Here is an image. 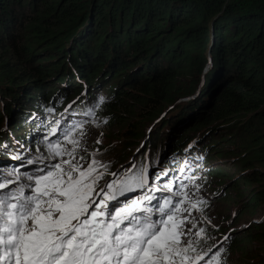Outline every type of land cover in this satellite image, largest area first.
Here are the masks:
<instances>
[{
    "label": "trees",
    "instance_id": "16d2710c",
    "mask_svg": "<svg viewBox=\"0 0 264 264\" xmlns=\"http://www.w3.org/2000/svg\"><path fill=\"white\" fill-rule=\"evenodd\" d=\"M207 51L219 60V68L220 60L227 68L223 75L218 72L202 83L207 88L215 83V87L222 85L225 89L213 109L209 106L215 101L217 89L208 105L199 108L202 112L189 120L182 119L181 126L207 117L202 130L230 129L233 120L248 116L247 122L255 123L251 127L255 131L244 139L248 143L236 146L243 148L241 151L229 153L238 159L236 171L240 177L235 180L257 185L255 198L264 200V173L252 171L256 165L264 167V0H0V142L8 149L12 145L4 143L5 136L23 138L25 142L20 134L29 129L32 137L43 136L51 123L38 119L34 115L38 111L51 118L59 108L61 114L68 111L65 127L71 116L90 109L95 95L92 89L113 93L96 110L95 119L107 117L103 113L127 109L123 94L133 91L137 98L141 90L150 95L153 106H159L156 118L163 113V104L183 90L178 82H171V77L185 67L191 77L201 74ZM139 64L148 70L142 67L123 73ZM214 66L211 63L209 72ZM63 75L74 78L66 90L58 84L66 79ZM106 81L110 82L109 89L102 87ZM54 82L56 86L51 88ZM123 82L131 84L123 88ZM73 97L80 100L63 109L61 105ZM14 114L26 119L16 122ZM5 115L10 117L6 125H11V136L3 126ZM186 140L172 143L173 157L183 150L191 156L196 150V158L207 159L205 148L209 145L190 149L185 147ZM228 143L237 144L236 140ZM44 144L41 141L37 146ZM157 145L153 140L152 147ZM223 155L218 152L216 158ZM163 158H167L165 154ZM153 162L148 158L145 166ZM213 173L224 180L227 176L233 178L236 172L229 175L224 169L208 167L203 175Z\"/></svg>",
    "mask_w": 264,
    "mask_h": 264
},
{
    "label": "snow or ice",
    "instance_id": "6c2138e0",
    "mask_svg": "<svg viewBox=\"0 0 264 264\" xmlns=\"http://www.w3.org/2000/svg\"><path fill=\"white\" fill-rule=\"evenodd\" d=\"M52 123L50 135L60 130L61 138L45 136L47 155L26 161L37 166L32 172L0 169V264H222V247L202 246L211 219L189 184L170 178L157 187L168 171L150 184L148 167L134 163L109 173L99 149L87 152L83 123ZM105 175L114 178L97 191ZM185 179L199 192L198 177ZM137 190L143 194L128 195Z\"/></svg>",
    "mask_w": 264,
    "mask_h": 264
},
{
    "label": "rangeland",
    "instance_id": "374dc122",
    "mask_svg": "<svg viewBox=\"0 0 264 264\" xmlns=\"http://www.w3.org/2000/svg\"><path fill=\"white\" fill-rule=\"evenodd\" d=\"M204 56L205 60H207L201 72L202 81L198 83L200 84L199 87H201L199 89L197 88L195 92L190 93V95L183 96L182 99L178 100L179 102L177 101L175 104H173V108H167L165 112L163 110L160 111V113L164 112L165 115L160 120L156 119L155 121L154 119L155 113L159 112V106H153L154 101H152V99L149 97L150 95L142 90L139 91L140 96L137 98L134 97L133 91L123 94V96L126 97L125 100L127 102V109L111 113H103L107 115V117L95 119L96 110L101 106V104L98 103L100 98H103V103H105L113 95V93H109L106 89L99 92L97 89H92L90 92L93 91L95 95L91 97L94 102L93 104H90V109L85 110L78 116H71L69 120H71L72 123H83L85 125V129L87 131V136L85 138L87 152L91 153L94 150L99 149L96 158L108 164L109 173L116 172L122 175L123 171H127L133 165V163L135 164L136 168H139L140 166H145V160L151 158V160L154 162L151 164V166H149L148 169L149 176L150 174L153 176L154 173L161 171L158 169V167L162 168L164 163L166 164L168 158L170 159L174 156L170 150L172 143H176L180 139L187 138L188 140H186L185 147L190 149L194 147L204 149L203 145H209L207 148H205V151H207L205 154L207 159L197 160L196 150L193 152L194 155L191 156L187 150L180 152L178 156L174 157L176 162L175 172L173 174H169L167 177H164L163 180L155 183L159 187V184L161 185L167 182L170 178L176 182L182 181L183 183L189 184V190L192 191L197 198H203L207 201L208 206L205 209L204 215L211 219V225H204L207 229L209 239L203 242L202 246L214 245V251L222 247L224 249V252L222 253V264H263L264 200H256L255 198V191L258 188L257 185L248 186L243 184L241 181L235 180V178L240 177V172L238 173V171H236L239 167V165H237L238 159L229 153L231 150L241 151L243 149H237L236 146L249 142L244 139L251 135L253 131H255L251 128L252 126H255V123L248 124V116H245L243 118L240 117L236 120H233L231 124L234 126H232L230 129L218 127L215 130L206 131L202 130L201 127L197 132L195 127L190 128V126L189 128H186L187 126H181L182 122L180 121L182 119L185 121L189 120L190 118L196 116V114H200L202 112V110L200 112L199 108L201 106L208 105L212 95H214L213 90L217 89L213 105V107H215L219 95L225 89V86L222 85L215 87V83L207 88L206 84L204 85V83H202L207 81L208 78H211V75L214 76L218 72L219 74L221 73L223 75V69L227 68L226 65H222L221 60L219 68V60L217 61L216 57L213 55L211 56L208 51L204 54ZM211 63H213L215 66L214 68L210 69L211 72H209ZM104 67L106 66H102L101 68ZM142 67H145L146 70H148L146 66L139 64V66L134 65L129 67L123 73H126L130 69L140 71L143 69ZM186 70L187 68L185 67L179 74L171 77V82H178V84H180L179 87H188L190 84L189 81L194 77V75L191 77L192 74L190 75V72L188 74V70ZM63 76L66 79L63 82H58V84L62 88L65 87L64 90H66L68 88L69 82L73 81L74 78L71 77L68 79L66 75ZM196 77L197 76L195 75L193 79ZM121 79L122 78H120V80ZM109 84L110 82L106 81L102 87L108 88ZM130 84L131 82H123V88L128 87ZM55 86L56 83L54 82L51 88ZM87 97L90 98L89 95ZM79 100L80 99L75 100V97H73L69 101L64 102V104L61 106L63 109L66 106L70 108V106H73ZM190 104L191 106H189ZM211 107L212 106L210 105L209 108ZM27 110L37 111L35 108H28ZM60 110V108L57 110V114H55L53 118L48 116V114L37 115L38 119L42 120L45 118V121L47 120L49 124L51 123V125L48 127L49 129H44L45 131L43 132V136H33L29 139H25L27 145L30 146V148L27 150L23 147H11L8 149L5 147L6 143L3 144V142H0V152L5 153H2L3 156L6 155V160H2L6 161V166L2 167L3 170L19 168L21 173H24L32 172L33 170L31 167H37L36 165H28L26 161L30 158L39 156L41 153L47 155L46 144H44L43 147L37 146L38 142H44L45 136H48L49 142H55L57 139L61 138L60 130H58L56 136L50 135V128L56 126L52 123L55 117L57 118V122H59V129L62 130L65 128L63 121L65 120V115H68V111L64 112L65 114H61L63 111L60 112ZM90 110L94 113V115H86ZM210 114V116H212V113ZM20 115L21 114H14V116H17L16 122H21L22 119L20 118L26 119V117H20ZM6 117L9 116H4L3 126L9 130L11 125H6ZM48 118L51 119L48 120ZM105 120L107 121L106 123L104 122ZM35 121L38 122L37 120ZM153 121H155V123ZM10 124H12V120ZM34 125L38 127V125ZM212 125L213 124H211L209 127H212ZM174 126L175 129H173ZM155 128H157L156 131H154ZM29 131L31 130L29 129L27 132ZM18 133L20 134V132ZM20 135L27 134L22 133ZM97 139H99L101 143H95ZM153 140L157 141L158 147H152ZM231 140H236L237 144L234 145L233 143H228ZM15 142L18 143L17 140H15ZM208 149L211 150L208 151ZM218 152H221L224 155L217 159L216 154ZM80 154L85 155V153ZM163 154H165L167 158H163L162 160ZM248 155L249 153H247L244 157L246 158ZM14 156H20L21 160H14L12 158ZM159 158H161V160H159ZM204 160L210 163L209 166L203 167V165L207 163L203 162ZM157 161L160 162L159 165L156 164ZM201 167L203 168L200 169ZM208 167H211L212 169H224L229 175L233 174L234 172L236 173L233 178L227 176L224 180H221L219 177L214 175V173L210 176L203 175ZM182 168L185 169V171L180 173L179 170ZM189 169L190 171L188 173ZM252 171L262 174L264 173V167L256 165ZM194 173L196 177H198L195 183L202 186L199 192H195V190L191 188V182L185 179V177L195 176L193 175ZM179 175H182L181 178L178 177ZM113 178L114 177L110 175H105L104 179L99 181L97 191H99V187H103L107 181ZM151 179L152 177H150V180ZM151 183H153V180L150 182V184ZM142 194V190H137L136 192L130 193L128 195L130 197H134ZM155 194L158 197L162 195L161 193ZM226 194H230L231 198L221 199ZM153 204H155V201H153ZM193 215L199 216L200 213H193ZM213 225L215 227H213Z\"/></svg>",
    "mask_w": 264,
    "mask_h": 264
},
{
    "label": "bare ground",
    "instance_id": "6f19581e",
    "mask_svg": "<svg viewBox=\"0 0 264 264\" xmlns=\"http://www.w3.org/2000/svg\"><path fill=\"white\" fill-rule=\"evenodd\" d=\"M201 87V86H200ZM199 87V88H200ZM199 91V90H198ZM67 108H68V106H67ZM66 109V108H65ZM66 112V111H65ZM34 115H41V113L40 112H36V114H34ZM165 115H164V113H162L160 116H157V118H155V121H156V119L157 120H160L161 118H163ZM155 121H153L154 123H155ZM6 123H7V117H6ZM10 129L9 130H7L6 132L7 133H9L10 135H12V133H14L13 132V130L11 129V126L9 127ZM14 131H15V129H14ZM22 133L23 134H27V135H22V137H24V139H29V138H31L32 137V135L30 134V132H27V131H22ZM27 136V137H26ZM4 143L5 142H10V144L12 145V147H23L24 149H28V148H30V146L29 145H27V143L26 142H24V140H23V138H16V137H14L13 138V140H12V138L10 139L9 137H7V136H5L4 137ZM15 140H17L18 141V143L17 142H15ZM2 153L3 152H0V169H2V167H4V166H6L5 165V162L6 161H2V160H6V155L5 156H3L2 155ZM5 154V153H4ZM5 157V158H4ZM159 160H161V158H159ZM159 161H157L156 162V164H158L159 165ZM149 166H151V164L149 163ZM149 166H148V168H149ZM155 169H157V168H155ZM158 169L159 170H166V171H168V173L169 174H173L174 172H175V169H176V162H175V159H174V157H172V158H168V160L166 161V164L164 163V165H163V167L161 168V167H158ZM10 170V169H9ZM152 170H153V168H152ZM5 171H7V169L5 170ZM169 171H172V172H169ZM181 173V172H180ZM155 174V173H154ZM181 176L182 175H179L178 177H180L181 178ZM150 177H153L151 174H150V176H149V179H150ZM152 181V179L150 180V182ZM156 182H159V181H156ZM156 184V183H155ZM162 185V184H161ZM160 184H159V186H161ZM156 186L158 187V185L156 184ZM160 194V193H159ZM123 199V198H122Z\"/></svg>",
    "mask_w": 264,
    "mask_h": 264
},
{
    "label": "water",
    "instance_id": "95a60500",
    "mask_svg": "<svg viewBox=\"0 0 264 264\" xmlns=\"http://www.w3.org/2000/svg\"><path fill=\"white\" fill-rule=\"evenodd\" d=\"M196 78L193 80V86H191V84L190 85H188V87L186 86V87H183V90H181V91H179V93H177V94H175V96H173L172 97V101L170 100L169 102H167V103H165V104H163V111L165 112L166 111V109L168 108H170V107H172L173 108V104H175L178 100H180V99H182L183 98V96H187V95H190V93L191 92H195L196 90H197V88L199 89V85L200 84H198L199 82H201L202 81V75L199 73V74H196ZM194 77H195V75H194ZM193 77V78H194ZM201 78V81H200V78ZM197 79V80H196ZM195 80L197 81V82H195ZM191 86V87H190ZM186 90H185V89ZM192 89V90H191ZM179 102V101H178ZM214 105V102H213V104H212V106ZM163 112V113H164ZM193 124V123H192ZM190 126H192V125H189V126H187L186 128H189Z\"/></svg>",
    "mask_w": 264,
    "mask_h": 264
},
{
    "label": "flooded vegetation",
    "instance_id": "af4514ba",
    "mask_svg": "<svg viewBox=\"0 0 264 264\" xmlns=\"http://www.w3.org/2000/svg\"><path fill=\"white\" fill-rule=\"evenodd\" d=\"M211 106H212V105H211ZM213 108H214V107L212 106L210 109H213ZM206 119H207V117H206L205 119H204V118L201 119L200 121L194 123L190 128H193V127L198 128L199 126H200V127L205 126L204 124L207 123ZM26 122H29V121H26ZM181 134H182V133H181Z\"/></svg>",
    "mask_w": 264,
    "mask_h": 264
}]
</instances>
